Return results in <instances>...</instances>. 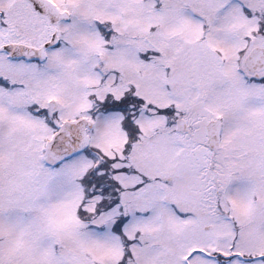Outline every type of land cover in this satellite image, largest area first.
<instances>
[{
    "label": "snow or ice",
    "instance_id": "1",
    "mask_svg": "<svg viewBox=\"0 0 264 264\" xmlns=\"http://www.w3.org/2000/svg\"><path fill=\"white\" fill-rule=\"evenodd\" d=\"M0 264H264V0H0Z\"/></svg>",
    "mask_w": 264,
    "mask_h": 264
}]
</instances>
